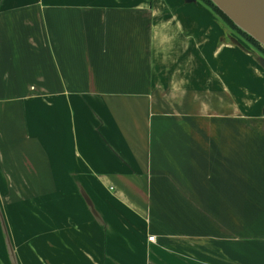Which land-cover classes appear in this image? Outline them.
<instances>
[{
	"label": "crops",
	"instance_id": "obj_1",
	"mask_svg": "<svg viewBox=\"0 0 264 264\" xmlns=\"http://www.w3.org/2000/svg\"><path fill=\"white\" fill-rule=\"evenodd\" d=\"M259 57L198 1L0 0V264H264Z\"/></svg>",
	"mask_w": 264,
	"mask_h": 264
},
{
	"label": "water",
	"instance_id": "obj_2",
	"mask_svg": "<svg viewBox=\"0 0 264 264\" xmlns=\"http://www.w3.org/2000/svg\"><path fill=\"white\" fill-rule=\"evenodd\" d=\"M237 26L264 46V0H212ZM264 66V57H259Z\"/></svg>",
	"mask_w": 264,
	"mask_h": 264
},
{
	"label": "trees",
	"instance_id": "obj_3",
	"mask_svg": "<svg viewBox=\"0 0 264 264\" xmlns=\"http://www.w3.org/2000/svg\"><path fill=\"white\" fill-rule=\"evenodd\" d=\"M206 7L215 12L221 19L227 23L232 29H234L239 35L242 36V40L245 39L246 44L253 47L255 50L264 56V46L254 39L250 34L237 26L212 0H200ZM244 41V40H243ZM251 43L253 45H251Z\"/></svg>",
	"mask_w": 264,
	"mask_h": 264
},
{
	"label": "rangeland",
	"instance_id": "obj_4",
	"mask_svg": "<svg viewBox=\"0 0 264 264\" xmlns=\"http://www.w3.org/2000/svg\"><path fill=\"white\" fill-rule=\"evenodd\" d=\"M189 2H191V1H198L200 4H203L200 0H188ZM204 5V4H203ZM208 8V7H207ZM212 11V10H211ZM213 12V11H212ZM213 14L215 15V16H217L218 17V19H220L221 20V22H224L222 19H221V17L220 16H218L215 12H213ZM225 23V22H224ZM225 25L231 30V36H235L236 38H239L241 41H243L244 43H246L245 42V39H243L242 40V36L241 35H239V33H237L234 29H232L227 23H225ZM248 45V44H247ZM251 45H253L252 43H251ZM250 46V45H249ZM260 56H261V54H259ZM262 57V56H261ZM264 57V56H263Z\"/></svg>",
	"mask_w": 264,
	"mask_h": 264
},
{
	"label": "built area",
	"instance_id": "obj_5",
	"mask_svg": "<svg viewBox=\"0 0 264 264\" xmlns=\"http://www.w3.org/2000/svg\"><path fill=\"white\" fill-rule=\"evenodd\" d=\"M148 238H149V240L152 241V240H154V235H149Z\"/></svg>",
	"mask_w": 264,
	"mask_h": 264
}]
</instances>
